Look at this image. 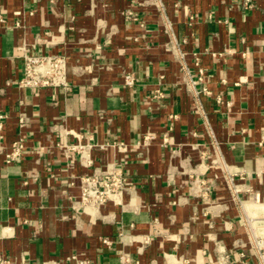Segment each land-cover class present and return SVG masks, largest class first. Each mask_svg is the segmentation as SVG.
Instances as JSON below:
<instances>
[{"label": "crops", "instance_id": "1", "mask_svg": "<svg viewBox=\"0 0 264 264\" xmlns=\"http://www.w3.org/2000/svg\"><path fill=\"white\" fill-rule=\"evenodd\" d=\"M0 16L4 145L24 142L17 161L0 154V255L210 264L219 247L238 258V199L264 202V0H0ZM24 49L64 55L69 89L21 88ZM109 172L131 188L86 207L81 181Z\"/></svg>", "mask_w": 264, "mask_h": 264}, {"label": "built area", "instance_id": "2", "mask_svg": "<svg viewBox=\"0 0 264 264\" xmlns=\"http://www.w3.org/2000/svg\"><path fill=\"white\" fill-rule=\"evenodd\" d=\"M125 15L129 20H137V15L131 11H126ZM23 59L24 75L19 81L21 88L30 90L69 89L68 61L64 55H35L28 49H24ZM125 82L126 85H133V75H127ZM6 118V115H0V154L4 155L7 164H11L22 157L24 142L22 139H18L12 143V149L6 151L3 134V121ZM18 123L20 127L26 125L27 118L24 114L19 116ZM147 140L148 138L144 140L143 145L147 144ZM256 174L260 182H264V159ZM229 184L232 193L236 196L239 193L238 185L233 178L229 179ZM131 185L130 181L120 172L85 177L81 181L82 202L90 209L99 208L108 201H114L116 197L130 189ZM248 192L250 193L248 200L240 201L238 199L242 210L241 221L248 236L247 242L237 241L235 243L238 258H233L227 250L218 247L217 258L210 264H264V202L260 201V197L256 193ZM121 237L123 239V235ZM103 242L107 245L110 244L108 240H103ZM71 260H75L76 264H91L87 261H80L77 257H71ZM122 260L129 261L126 256H123ZM0 264H11V261L0 255Z\"/></svg>", "mask_w": 264, "mask_h": 264}]
</instances>
